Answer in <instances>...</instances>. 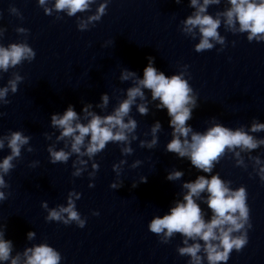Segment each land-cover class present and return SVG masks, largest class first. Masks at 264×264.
Returning <instances> with one entry per match:
<instances>
[{"label":"water","instance_id":"95a60500","mask_svg":"<svg viewBox=\"0 0 264 264\" xmlns=\"http://www.w3.org/2000/svg\"><path fill=\"white\" fill-rule=\"evenodd\" d=\"M53 4L54 0H47L44 6L38 0H0V46L26 44L35 52L33 60L0 72V87L21 77L17 92L9 91L5 98L9 103L0 102V138L16 130L30 137L4 177L9 188L3 191L8 195L0 201V226H5V239L13 242L12 255L47 244L60 253V264H189V257L176 252L184 246L179 233L163 244L147 224L182 198L186 191L183 182L207 174L191 167L186 158L177 159L164 150L171 139L169 117L166 110L156 109L158 101H152L150 91L143 90L145 100L137 98L129 113L137 121L127 145L133 149L131 155L121 153L124 142H109L92 159L73 153L67 163L52 164L47 148L70 151V139H56L60 130L50 126V115L63 113L69 104L82 122H86L80 112L84 104H91L90 111L98 115L111 114L126 98V89L134 86L132 79H120L121 71L128 69L142 76L146 58L151 56L154 66L166 76L182 73L188 80L198 103L187 121L194 131L203 132L219 123L264 139V131H250L254 121L264 123V42H249L246 34L234 33L221 16L218 32L225 43L213 42V49L197 53L194 45L199 42V32L182 30L184 18L195 11L189 0H109L101 20L84 31L77 25L95 12L97 4L73 17L55 11ZM45 8L52 9L50 15ZM228 8V0H220L210 4L206 14L216 17ZM102 93L109 96L104 108L97 107ZM140 103H146L147 115L138 113ZM157 120L162 125L156 134L157 145L141 147V142L152 139L150 126ZM9 151L5 141L0 158ZM79 159L86 163L79 164ZM121 160L125 162L118 174L112 165ZM135 161L140 164L132 167ZM261 167L264 145L250 151L226 150L213 168V174L230 182L233 189L246 188L250 209L248 243L240 252L233 250L226 264H264V183L257 176ZM77 169L81 174L72 175ZM173 170H182L184 175L168 181L166 175ZM141 176L146 182H140ZM119 181L120 188L109 187ZM70 192L86 221L83 228L75 222L65 225L45 219L50 209L67 206ZM197 202L207 220L210 210ZM93 211L99 215H92ZM29 231L35 233L31 240L26 239Z\"/></svg>","mask_w":264,"mask_h":264},{"label":"clouds","instance_id":"9594fccd","mask_svg":"<svg viewBox=\"0 0 264 264\" xmlns=\"http://www.w3.org/2000/svg\"><path fill=\"white\" fill-rule=\"evenodd\" d=\"M46 3L47 0H38L40 6ZM108 3L109 0H100L98 4L97 0H54L53 9L73 17L77 13L89 11L91 5L97 4L95 12L88 16L86 21L81 20L77 25L78 30L84 31L90 23L101 20L106 13ZM175 3H180V0H175ZM219 3L220 0H202V3L200 0H189V7L195 11L184 18L182 30L188 34L199 32L200 39L194 45V51L199 53L211 50L214 48L213 42L221 45L225 43L224 37L218 32L221 16L224 17L223 22L227 28L234 33L246 34L249 42L253 40L264 42V0H228L229 8L226 11L218 13L216 17L206 14L210 4ZM51 11L52 9L45 8V14L50 15ZM34 58L35 52L26 44H12L7 48L0 46V72H7L10 67ZM146 59L147 64L143 68L142 76H137L136 72L128 69L121 71L120 79L122 81L132 79L134 86L126 89V98L111 114L98 115L90 111L91 104H84L80 112L84 114L83 119L86 122H82L81 115L74 110L73 105L69 104L63 113L50 115V126L60 130L56 139L69 138L70 151L48 147L49 162L67 163L73 153L78 154V157L87 156L92 159L104 150L109 142H124L126 146L121 149V153L131 155L133 149L127 145L131 143L129 136L135 132L137 121L131 118L129 113L136 104L137 98L141 101L145 100L143 90H149L152 101H158L155 105L156 109L166 110L169 117L171 139L164 145V150L175 154L177 159L186 158L191 167L207 175H196L194 179L183 182L181 187L186 191L182 198L175 201L165 214L153 216L147 228L160 237L159 242L163 244H167L174 234L179 233L184 238L182 240L184 246L178 247L176 252L180 256L189 257V264H203L205 260L207 264H226L233 250L240 252L248 243V231L252 228L250 209L246 188L241 185L233 189L230 182L222 180L218 174H213V168L226 150L234 151L239 148L240 151H250L264 145V139H256L241 128L231 129L219 123L213 124L203 132L194 131L187 121L192 119L193 110L198 107V103L188 80L182 73L166 76L154 66L153 57L149 56ZM20 80L21 77L17 75L15 79L9 80L6 86L0 87V102L9 103L5 98L9 91L17 92ZM108 102L109 96L102 93L97 107L104 108ZM136 107L140 115H147L149 112L146 103L137 104ZM161 128V123L155 121L150 126L152 139L146 144L141 142V147L154 148L158 143L156 134ZM250 131H264V123L254 121ZM131 138L135 140L136 136L132 135ZM5 141L10 151L0 158V201L5 200L8 195L3 191L9 188L4 177L14 168L13 160L20 156L22 148L29 143L30 137L19 130L10 131L9 135L0 138V151L5 148ZM235 155L239 156V152ZM124 162L121 160L119 163H114L112 170L118 172L120 164ZM78 163L84 165L86 162L79 159ZM240 163L241 161L238 160L237 164ZM256 163H260L258 158ZM139 164L140 161H135L132 167H137ZM92 167L97 170L98 164L94 163ZM80 174L81 169H77L72 175ZM183 175L182 170H173L167 173L166 179L174 181ZM257 176L259 181L264 183V167L259 169ZM140 182H146V177L141 176ZM93 186L92 183L89 188ZM121 186V181L109 185L112 189ZM132 187H136V184L133 183ZM202 193L206 195L202 196ZM72 195L70 192L67 206L50 209L45 219L59 221L65 225L75 222L78 227L83 228L86 221L76 210ZM197 201L206 204L207 209L210 210L211 215L207 220L204 210ZM42 206L46 208L47 204L43 203ZM92 215L99 213L93 211ZM4 229L5 226H0V264L6 261L9 264H60L62 259L60 253L47 244L33 245L25 248L22 254L17 253L13 256V242L5 239ZM34 237L35 233L32 231L26 234V239L31 240ZM190 240L193 243L189 244ZM198 241H202L203 244ZM201 252L203 256L200 255Z\"/></svg>","mask_w":264,"mask_h":264}]
</instances>
